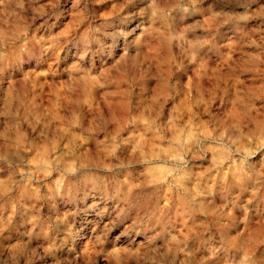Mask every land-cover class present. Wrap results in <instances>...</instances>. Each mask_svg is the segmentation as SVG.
I'll use <instances>...</instances> for the list:
<instances>
[{
  "label": "rangeland",
  "instance_id": "374dc122",
  "mask_svg": "<svg viewBox=\"0 0 264 264\" xmlns=\"http://www.w3.org/2000/svg\"><path fill=\"white\" fill-rule=\"evenodd\" d=\"M0 264H264V0H0Z\"/></svg>",
  "mask_w": 264,
  "mask_h": 264
}]
</instances>
